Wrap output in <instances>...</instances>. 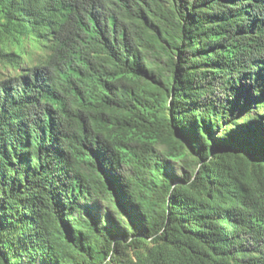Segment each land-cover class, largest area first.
<instances>
[{
	"label": "trees",
	"instance_id": "16d2710c",
	"mask_svg": "<svg viewBox=\"0 0 264 264\" xmlns=\"http://www.w3.org/2000/svg\"><path fill=\"white\" fill-rule=\"evenodd\" d=\"M1 64L0 264H264V0H0Z\"/></svg>",
	"mask_w": 264,
	"mask_h": 264
},
{
	"label": "rangeland",
	"instance_id": "374dc122",
	"mask_svg": "<svg viewBox=\"0 0 264 264\" xmlns=\"http://www.w3.org/2000/svg\"><path fill=\"white\" fill-rule=\"evenodd\" d=\"M35 53H36V51H35ZM37 54V53H36ZM8 72L7 70H5L4 68H3V66H2V64L0 65V72ZM179 172V171H178ZM115 219V218H114Z\"/></svg>",
	"mask_w": 264,
	"mask_h": 264
}]
</instances>
